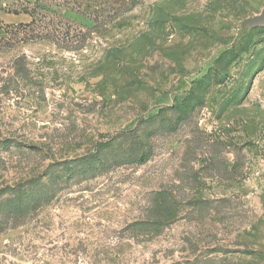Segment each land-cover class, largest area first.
<instances>
[{
  "label": "rangeland",
  "instance_id": "1",
  "mask_svg": "<svg viewBox=\"0 0 264 264\" xmlns=\"http://www.w3.org/2000/svg\"><path fill=\"white\" fill-rule=\"evenodd\" d=\"M263 8L0 0V264H264Z\"/></svg>",
  "mask_w": 264,
  "mask_h": 264
},
{
  "label": "water",
  "instance_id": "2",
  "mask_svg": "<svg viewBox=\"0 0 264 264\" xmlns=\"http://www.w3.org/2000/svg\"><path fill=\"white\" fill-rule=\"evenodd\" d=\"M246 24H250L252 27L264 25V8L259 15L248 18Z\"/></svg>",
  "mask_w": 264,
  "mask_h": 264
},
{
  "label": "trees",
  "instance_id": "3",
  "mask_svg": "<svg viewBox=\"0 0 264 264\" xmlns=\"http://www.w3.org/2000/svg\"><path fill=\"white\" fill-rule=\"evenodd\" d=\"M34 20H32L31 22H33ZM181 105H182V107H183V111L186 113V111H187V109H188V106H189V104H182V102H181ZM160 113V111L158 112V114ZM186 115V114H185ZM4 145L5 146H8V145H6L5 143H4ZM148 160V155H146V154H141L140 156H139V158H138V161L140 162V163H144V162H146Z\"/></svg>",
  "mask_w": 264,
  "mask_h": 264
},
{
  "label": "crops",
  "instance_id": "4",
  "mask_svg": "<svg viewBox=\"0 0 264 264\" xmlns=\"http://www.w3.org/2000/svg\"><path fill=\"white\" fill-rule=\"evenodd\" d=\"M15 15H22V13H20V14H15ZM24 15V14H23ZM8 22H14V21H8Z\"/></svg>",
  "mask_w": 264,
  "mask_h": 264
}]
</instances>
